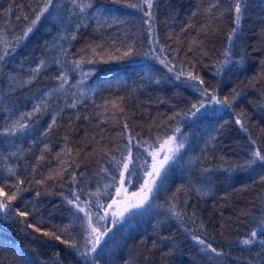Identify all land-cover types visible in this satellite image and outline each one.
Segmentation results:
<instances>
[{
    "label": "trees",
    "instance_id": "obj_1",
    "mask_svg": "<svg viewBox=\"0 0 264 264\" xmlns=\"http://www.w3.org/2000/svg\"><path fill=\"white\" fill-rule=\"evenodd\" d=\"M232 2L154 0L150 32L143 11L128 6L141 0H53L34 26L45 0H0V55L8 52L0 60V185L24 181L12 214L0 213V264H91L61 242H75L81 251L85 244L84 214L65 197L74 199L75 192L81 202L93 201L89 210L101 212L95 201L115 199V187L105 186L119 185L116 162L128 155V137L135 161L130 188L137 190L147 149L159 147L157 137L179 134L183 148L150 200L110 226L97 248L98 264H264L259 239L240 243L264 220V161L252 156L264 151V0H242L239 24ZM80 3L91 7L81 12ZM211 3L217 7L208 13ZM194 39L202 43L193 46ZM225 49L232 63L217 74ZM82 56L92 62L77 68L73 61ZM181 70L199 75V87L230 104L202 97L193 87L198 82L176 78ZM62 73L68 77L63 87ZM201 100L207 109L193 115L191 105ZM38 105L40 112L21 119ZM15 121L27 128L3 134ZM98 189L99 198L89 196ZM194 235L222 255L201 251Z\"/></svg>",
    "mask_w": 264,
    "mask_h": 264
},
{
    "label": "snow or ice",
    "instance_id": "obj_2",
    "mask_svg": "<svg viewBox=\"0 0 264 264\" xmlns=\"http://www.w3.org/2000/svg\"><path fill=\"white\" fill-rule=\"evenodd\" d=\"M52 2L53 0H45L44 6L40 9V11L38 13H36L35 19L31 22L32 25L34 26L41 18V16L45 13L48 12L49 7L52 6ZM73 2L75 3L76 0H73ZM116 2H119V0H116ZM218 2V0H217ZM153 3L154 0H141V3L139 4H129V7L132 8H139L141 11H143L144 16L147 17V20L145 21V23L149 24V31H152V25H151V21L154 19V15L152 12L153 9ZM78 7L80 8L81 12L85 11L86 8L91 7L90 3H80L78 4ZM145 7L147 10H145ZM217 7V3H211L207 9L208 13H212V10L214 8ZM229 11H234L235 13V23L239 24L241 15H242V0H233L231 7L229 8ZM193 16L196 15V12L192 13ZM80 26L77 25V28H79ZM188 27H192L191 24L188 25ZM203 29H207V25H202L201 26ZM237 29L233 28L231 33L228 35V41L229 44H231L232 38L235 35ZM32 32V27H28L27 30L24 33V37H27L28 33ZM22 37V38H24ZM20 39V38H18ZM71 39L75 40L76 36L75 34L72 35ZM158 43V41H156ZM193 46L201 44L202 42L198 41V40H193L190 42ZM101 47L100 45H97L96 47H93L91 49V53L92 55H96V48ZM161 51H164V48L160 49ZM193 48L189 47L188 51H192ZM83 51V50H82ZM131 52V49H129L128 52H125L124 55H129ZM8 55V52L5 51L3 53V55H0V60H3L5 56ZM223 56L224 59L223 61H217V74H219L221 71H223L224 67L226 65H229L232 63V58H231V54L229 49H225L223 52ZM84 62H92L91 60H85L82 56L81 60H74L73 63L75 64V66L77 68L80 67L81 63ZM43 63V62H41ZM161 63L165 64V67H168V63L169 62H165L164 60H161ZM240 63H243V57H241ZM35 73H38L40 71V67L38 66L37 68L32 70ZM169 71H173V68H169ZM183 75H187L188 79L190 81H194V82H198V84H194L193 87L196 88L197 91H199L200 95L202 97L208 96L210 99L214 100L216 104H220V105H229L230 102L227 99L224 100H219L216 99L215 95H210L209 91L207 88H203V87H199L198 85H203L204 81L199 77V75H194L192 72H188L187 74L181 70L180 72H178L176 74V78L180 79L181 76ZM61 80V87H63L64 84H66L68 82V77L65 74H61L58 77ZM75 87V85L73 86ZM235 91V90H234ZM240 93L236 92L235 95L233 96V99L236 98V96H239ZM199 105V106H198ZM198 105L196 103L191 105V108L195 111L192 112L193 115L196 114V112H198L200 110V108L205 107L204 101L201 100L198 102ZM71 107H75V104L70 105ZM113 107H116L115 102H113ZM121 111H123V109H120ZM41 108L40 106H36L33 110V113H27L24 114L21 119L24 118V116H28L31 117L34 113L36 112H40ZM237 124H241L240 120L238 119L236 121ZM56 124V119L55 117H53L52 119V123L48 126L49 130ZM125 128H127V124L124 125ZM241 127L243 128L244 125L241 124ZM27 128V124L24 123H20L19 121H15L13 122V124L6 128L4 130L3 134H7V135H14L16 132L18 131H23ZM245 131H247V129H244ZM175 132H179V129H175ZM44 135H47V132L44 133ZM129 140V145L131 144L132 141V137L129 136L128 137ZM157 141L159 143V148L155 149V150H149L148 151V156L151 157V164L149 165L148 161L145 160L144 161V165H142V167L145 168V176L147 177L144 180V183L141 185L140 187V191L138 193L134 192L132 193V197L135 198L136 202L135 203H129L127 204V206L124 208L123 211L119 212V214H117L116 212H112L111 215L113 217V222H116V217L117 215H119L120 217L123 216L124 211H128L130 208H140L142 207L149 199V195L153 192L154 187L157 184L156 178L159 177L161 175L162 170L165 168V165L168 164L169 161H171L175 154L181 149L183 148L184 144L182 141H177V137L175 135L173 136H169L166 139H163L162 141L160 140L159 137H157ZM252 143L255 144L256 141L252 140ZM129 145H126V151L128 152V155L123 157L120 161H117V165H118V170H119V185H115V184H108L105 186V188H113L115 187V194L116 197H122L123 195H125L127 193V189L125 187L126 183H131L132 180V176L135 175V171L130 167V165H134L135 161L132 157L131 154V147ZM152 147V146H150ZM44 150L48 151L49 147L47 144L44 145ZM161 152H164L165 154L163 155V158L160 159V155ZM170 153V154H169ZM13 155H15V153H13ZM58 156L60 154H57ZM252 156L254 158V160H259V161H264V151H254L252 153ZM40 159H43V156L40 157ZM112 160L115 161V157H112ZM254 160H250L249 164L253 163ZM150 169V170H149ZM102 172H108L107 168H102L101 169ZM8 172L11 176H15L16 173L9 168ZM262 179H264V177H262ZM117 177L115 175L112 176V181H116ZM24 183L23 180H20L17 177V183L15 184H11L8 185L6 182L3 185H0V213H7L8 215H11V207H12V201H15L17 199V196L19 194V192L21 191L20 189V185H22ZM41 183H43V181H41ZM5 187H11V188H15V191L11 192V194H9L8 192L5 191ZM199 191V190H198ZM39 194V193H38ZM104 194H108L107 192H105ZM101 195V192L99 191V189L96 192H92L89 194L90 197H97L99 198V196ZM72 196L74 197V199H68L67 197H65V199L67 200V203L73 205V207L78 211L83 213V220H82V228L84 230L85 233V244L83 246V251L80 250V248L77 246V244L75 242H70V241H61L62 243H68L69 246L73 249H76L77 253L79 254L80 257L84 258L85 261H90L91 264H98V257L100 255V253L97 252V248L100 246L101 241L103 240V238L108 234V232L111 231V229L109 228H105L103 231L100 230V221H105L108 219L109 216V209H112L115 205H117L118 203H120V200L118 199H114L112 201V203H109L107 205H103L99 202V199H97L95 201V208L99 209V208H103L104 209V213L103 215L100 214L99 211H91L89 209H92L93 207V201L89 200L87 202H81L80 200V195H78L77 193L73 192ZM169 211L174 215V216H180L181 213L179 211H177L176 206L175 205H171L169 207ZM16 215L24 217L27 216L28 213L25 211H17ZM93 215H95L96 218V224H93ZM40 229L37 228L36 231H39ZM264 233V220H261L258 222V224L256 225V227H254L252 229V231L250 232V235L247 239H243L240 241V243L244 244V245H251L253 243H255L258 239H259V243H261L262 245H264V236H262L261 234ZM45 235H51L50 233H45ZM55 238L57 240H60V236H55ZM193 240H195L198 244L204 246L202 247L201 251L204 252H211L214 253L216 256H221L222 253L218 252L216 248H214L212 246V244L208 243L206 240L201 239L199 236H193L192 237ZM90 245V247H89ZM95 254V255H93ZM209 259H212L211 256H209Z\"/></svg>",
    "mask_w": 264,
    "mask_h": 264
},
{
    "label": "rangeland",
    "instance_id": "obj_3",
    "mask_svg": "<svg viewBox=\"0 0 264 264\" xmlns=\"http://www.w3.org/2000/svg\"><path fill=\"white\" fill-rule=\"evenodd\" d=\"M206 104H207V106H213L215 103H214V101H209V102H206ZM205 109H207L206 107H205ZM204 111V110H203ZM206 111V110H205ZM176 137H177V141L179 142V141H182L183 142V144H184V136H182L181 134H179V135H176ZM159 147H157V148H154V149H147V154H146V157H145V159L143 160V165H144V161L145 160H147L148 161V163H149V165L151 164V157L150 156H148V151L149 150H155V149H158ZM182 149V148H181ZM180 149V150H181ZM179 150V151H180ZM178 151V152H179ZM177 152V153H178ZM177 153L175 154V156L177 155ZM165 153L164 152H161V155H160V159H162L163 158V155H164ZM170 154V153H169ZM174 156V157H175ZM174 159V158H173ZM172 159V160H173ZM171 160V161H172ZM171 161H169L168 162V164H166L165 165V168L162 170V172H161V175H162V173L164 172V170L167 168V166L169 165V163L171 162ZM150 170V169H149ZM144 171H145V168H144ZM160 175V176H161ZM160 176L159 177H157L156 178V181H158L159 180V178H160ZM147 177L145 176V178H144V180L146 179ZM144 180H143V182H142V184L144 183ZM141 184V185H142ZM131 185H132V182L131 183H126L125 184V187H126V189H127V193L125 194V195H123L122 197H115V199H118V200H120V203H118L117 205H115L112 209H109L108 211H109V216H108V219L107 220H105V221H100L99 222V224H100V230L101 231H103L105 228H110V226L111 225H113V224H116V223H119V222H122L124 219H125V217H126V215L128 214V213H130L131 211H133V210H136V209H139V208H130L128 211H124V214H123V216L122 217H120L119 215H117V217H116V222L114 223L113 222V217H112V215H111V213L112 212H116L117 214H119V212H121V211H123L124 210V208L127 206V204H129V203H135L136 202V200H135V198H133L132 197V193H134V192H136V193H138L139 191H140V187H141V185L139 186V188L137 189V190H131ZM155 188V187H154ZM154 191V190H153ZM152 194H153V192L149 195V199H148V201L150 200V198H151V196H152ZM147 201V202H148ZM146 202V203H147ZM110 203H112V202H110ZM145 203V204H146ZM144 204V205H145ZM143 205V206H144ZM142 206V207H143ZM141 208V207H140ZM101 212H100V214L101 215H103V213H104V209L103 208H101ZM93 224L95 225L96 224V218H95V215L93 216ZM102 242V241H101Z\"/></svg>",
    "mask_w": 264,
    "mask_h": 264
}]
</instances>
